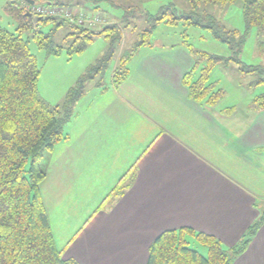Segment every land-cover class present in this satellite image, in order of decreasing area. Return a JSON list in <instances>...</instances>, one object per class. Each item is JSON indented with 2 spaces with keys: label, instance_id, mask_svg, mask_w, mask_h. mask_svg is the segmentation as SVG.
<instances>
[{
  "label": "crops",
  "instance_id": "1",
  "mask_svg": "<svg viewBox=\"0 0 264 264\" xmlns=\"http://www.w3.org/2000/svg\"><path fill=\"white\" fill-rule=\"evenodd\" d=\"M130 62L44 157L57 248L79 264H147L153 241L181 228L234 246L264 202V110L236 128V108L192 100L183 46H142ZM118 184L128 187L112 196ZM232 264H264V224Z\"/></svg>",
  "mask_w": 264,
  "mask_h": 264
},
{
  "label": "trees",
  "instance_id": "2",
  "mask_svg": "<svg viewBox=\"0 0 264 264\" xmlns=\"http://www.w3.org/2000/svg\"><path fill=\"white\" fill-rule=\"evenodd\" d=\"M190 11L177 14L174 6H166L158 15L146 14L148 26L138 34L130 51L119 58L112 74V83L119 85L130 73L128 64L142 46L151 44L154 28L162 21L176 24L180 20L186 25L209 29L213 35L226 42L233 55L229 58L188 47L194 64L184 75L182 82L188 87L189 96L198 103L214 107L225 97L226 90L211 83L213 69L224 62H234L243 72H254L264 68L248 66L239 59L246 41V35L228 30L213 14L199 13L203 4L227 5L236 0H188ZM243 16L247 29L257 26L264 29V0H243ZM72 5L70 3H53ZM27 0H11L6 11L19 22L17 32L0 27V264H79L63 256L54 239L48 211L40 185L47 172L44 157L62 141L68 139L65 126L75 115L77 101L88 91L89 84L105 93L108 89L106 72L122 41L123 28L130 26L128 15L119 22L106 23L101 29L69 26L74 29L68 35L80 40L67 47L69 55L82 52L96 37L102 36L109 42L108 50L87 67L77 79L76 85L66 95L61 105L51 106L39 95L38 82L41 68L29 43L34 40L48 55H59L65 45L54 40L56 29L65 20L45 17L35 23L25 14ZM53 22L55 27L44 32V23ZM28 31L29 35L24 36ZM67 35V37H68ZM259 82H264V77ZM255 108L264 110V94L252 101ZM234 110L233 107L228 111ZM29 164V165H28ZM127 184H118L112 196H120ZM259 216L250 224L239 241L230 248H224L213 235L195 232L191 228L168 230L158 236L150 246L147 264H232L243 254L261 226L264 224V202L260 203ZM187 235H194L208 246V255L203 256L188 246Z\"/></svg>",
  "mask_w": 264,
  "mask_h": 264
},
{
  "label": "rangeland",
  "instance_id": "3",
  "mask_svg": "<svg viewBox=\"0 0 264 264\" xmlns=\"http://www.w3.org/2000/svg\"><path fill=\"white\" fill-rule=\"evenodd\" d=\"M11 0H0V27L11 32H17L19 22L6 11V5ZM20 1V0H19ZM36 3H70L89 14L101 13L107 18L106 23L119 22L124 15H128L130 26L123 28V38L118 45L114 58L106 72V80L109 81L113 70L116 68L119 58L133 47L138 39V34L147 28L148 22L146 14L158 15L166 6H174L177 14H184L190 11L188 0H34ZM243 0H236L227 5L203 4L199 13L207 11L220 20L228 30H236L240 34L246 35V41L239 59L246 65L264 68V29L251 26L247 29L243 16ZM110 19V21H109ZM55 27L53 22L44 23L41 29L48 33ZM100 26L98 29H101ZM74 31L66 22L58 27L54 33V40L58 45H65L59 55H48L45 49L38 47L34 40L29 43L31 52L36 56L41 74L38 82V92L40 97L49 105H61L66 100L67 92L76 85L77 79L86 71L87 67L96 63L108 50L109 42L102 36L96 37L93 42L80 53L69 55L67 47L72 43L78 44L80 40L74 35H68ZM29 32H24V36ZM68 35V37H67ZM150 45L183 46L188 52V47L184 43L192 45L194 48L229 58L233 55L230 46L216 38L213 33L201 26L186 25L183 21L176 24L160 22L154 28ZM190 53V52H189ZM191 55V54H190ZM132 62H130L131 67ZM194 64V63H193ZM264 77L260 70L254 72H243L239 65L234 62H224L218 64L211 73V82L217 81L226 90L225 97L217 105L220 109L233 107L238 115L236 128L245 123V119L253 114L255 105L246 103L248 98L264 94V82H259ZM88 91L77 101L75 106V116L83 113L88 106L99 97L100 88L92 87L89 84ZM249 100V99H248ZM248 108L246 109L245 107ZM245 109L249 112L245 114ZM252 111V112H251ZM241 118L242 120H239ZM72 121V120H71ZM68 122L67 127L72 123ZM255 120L253 121V123ZM252 124V121L250 122ZM65 141V140H64ZM29 165V164H28ZM188 246L197 250L203 256L208 255V246L202 244L195 236H188Z\"/></svg>",
  "mask_w": 264,
  "mask_h": 264
},
{
  "label": "built area",
  "instance_id": "4",
  "mask_svg": "<svg viewBox=\"0 0 264 264\" xmlns=\"http://www.w3.org/2000/svg\"><path fill=\"white\" fill-rule=\"evenodd\" d=\"M25 14L32 13L37 16L56 17L65 20L73 26L84 27L88 29H98L107 22V18L101 13L89 14L86 11L75 6L52 4V3H33L24 6Z\"/></svg>",
  "mask_w": 264,
  "mask_h": 264
},
{
  "label": "water",
  "instance_id": "5",
  "mask_svg": "<svg viewBox=\"0 0 264 264\" xmlns=\"http://www.w3.org/2000/svg\"><path fill=\"white\" fill-rule=\"evenodd\" d=\"M29 2H30L31 4L34 3L33 0H31V1L29 0ZM26 15L30 16V17L34 20L35 23H38V22H41V21L44 20V17H43V16H37V15H34V14H32V13H28V14H26Z\"/></svg>",
  "mask_w": 264,
  "mask_h": 264
}]
</instances>
